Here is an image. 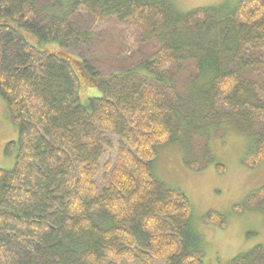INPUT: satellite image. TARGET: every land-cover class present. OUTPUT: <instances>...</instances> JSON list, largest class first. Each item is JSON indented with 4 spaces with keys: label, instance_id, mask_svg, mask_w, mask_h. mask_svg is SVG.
Instances as JSON below:
<instances>
[{
    "label": "trees",
    "instance_id": "1",
    "mask_svg": "<svg viewBox=\"0 0 264 264\" xmlns=\"http://www.w3.org/2000/svg\"><path fill=\"white\" fill-rule=\"evenodd\" d=\"M0 97L17 129L0 264H202L192 205L152 164L179 145L194 168L191 136L226 124L264 161V0H0ZM226 264H264V245Z\"/></svg>",
    "mask_w": 264,
    "mask_h": 264
},
{
    "label": "rangeland",
    "instance_id": "2",
    "mask_svg": "<svg viewBox=\"0 0 264 264\" xmlns=\"http://www.w3.org/2000/svg\"><path fill=\"white\" fill-rule=\"evenodd\" d=\"M239 0H172L178 11L186 12L202 6H235ZM99 92L90 89L89 96ZM208 138V139H207ZM17 139V129L10 124L4 101L0 97V169L12 170L15 154L5 155L4 146ZM207 142V146H206ZM250 140L231 126L217 127L211 135H193L189 143L192 154L184 164V150L179 145H162L152 167L157 178L170 187H177L190 201L192 225L200 238L202 264H226L239 253L264 245V211L247 204L253 193L264 188V161L249 167L242 161ZM190 151V150H189ZM206 152L211 163L204 166ZM202 162H201V159ZM216 164L225 168L218 173ZM198 169V170H195ZM236 209L239 211H236ZM214 212L226 219L223 229L206 224L204 216Z\"/></svg>",
    "mask_w": 264,
    "mask_h": 264
}]
</instances>
